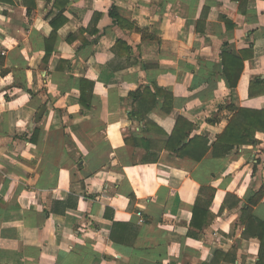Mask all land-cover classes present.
<instances>
[{
	"label": "crops",
	"instance_id": "obj_1",
	"mask_svg": "<svg viewBox=\"0 0 264 264\" xmlns=\"http://www.w3.org/2000/svg\"><path fill=\"white\" fill-rule=\"evenodd\" d=\"M240 109L264 0H0V264H257L264 131L213 153Z\"/></svg>",
	"mask_w": 264,
	"mask_h": 264
},
{
	"label": "trees",
	"instance_id": "obj_2",
	"mask_svg": "<svg viewBox=\"0 0 264 264\" xmlns=\"http://www.w3.org/2000/svg\"><path fill=\"white\" fill-rule=\"evenodd\" d=\"M115 10H116V8L113 7L110 11V15L114 19L115 22H118V17L115 13ZM56 31L57 30L55 29L54 32L52 33L51 37L47 39V44L50 45V43L52 44V41L55 40ZM49 53H50V50H47V55ZM45 60H47V58ZM225 64H226V62H225ZM241 69H243V68H241ZM239 77H240V72L235 77L234 80H232V78L230 76H227L228 81H229V85L231 88H233L237 85ZM83 84H84L83 85L84 90H86V88H87L88 90L91 91V93L93 92V88H94L93 82H88V81L83 80ZM164 93H165V91H164ZM83 94H84V92H83ZM132 96L135 97V99H142L140 91L132 93ZM82 102H84V100H82ZM137 114L138 113L136 112L134 115L137 116ZM263 114H264V111L240 109L237 112V115L235 116V118L231 121L230 126L222 134L223 136L221 137L220 141L216 144H213V149H214L213 153L216 155H218L219 153H221L222 155H225V154L229 153L231 150H233L236 146L243 145V144H249V143H256L257 140L255 138V132L258 129H259V131H264V122L261 120V123L255 124L254 122L252 123L251 119L253 118V120H254V117L257 118L258 116L260 117V119H262ZM236 131H238L240 133H238L236 135L235 134ZM198 141L204 142V139L201 138V139H198ZM197 142L194 141L195 144H198ZM205 142L207 143V140H205ZM186 147H187L186 144H182V140H179L177 142V146L176 145L173 146L172 149H175L177 151L178 155H180L181 157H185V156L188 157L186 149H185ZM201 157H202V155L195 156L193 158L198 160V159H201ZM212 191H213V193L211 195V198L207 202V209L201 210L198 207V202H197V205L195 206V209H194V217H193L194 219H196L198 216H200V214H202V212L204 214L206 211H208V208L211 205L212 200H213V196H214V190H212ZM262 197H263L262 194H257L254 197L250 198L248 200L247 206L244 210L245 214L250 213L252 206L259 203V201H261ZM252 228H260V233L257 235V237L261 241V252H260V260L258 261L257 264H264V221L257 220L255 217L250 215L249 216V222L247 223V227H246V233L247 234L251 233ZM117 231L120 232V236L122 235V232L123 233L124 232H128V233L134 232L135 234L137 233L136 228L132 225L123 224L120 222H114L113 227H112V232H111V238L116 239V240H120L121 237H118L117 235H115Z\"/></svg>",
	"mask_w": 264,
	"mask_h": 264
},
{
	"label": "water",
	"instance_id": "obj_3",
	"mask_svg": "<svg viewBox=\"0 0 264 264\" xmlns=\"http://www.w3.org/2000/svg\"><path fill=\"white\" fill-rule=\"evenodd\" d=\"M45 112H46V107L44 106L40 109L39 113L37 114L35 122H39L43 117V115L45 114Z\"/></svg>",
	"mask_w": 264,
	"mask_h": 264
}]
</instances>
